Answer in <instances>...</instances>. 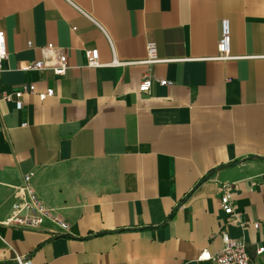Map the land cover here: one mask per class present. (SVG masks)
<instances>
[{
  "label": "crops",
  "instance_id": "obj_1",
  "mask_svg": "<svg viewBox=\"0 0 264 264\" xmlns=\"http://www.w3.org/2000/svg\"><path fill=\"white\" fill-rule=\"evenodd\" d=\"M0 32V264H216L221 232L264 264V0H0ZM47 44L62 77L25 69ZM28 174L64 235L4 226Z\"/></svg>",
  "mask_w": 264,
  "mask_h": 264
},
{
  "label": "built area",
  "instance_id": "obj_2",
  "mask_svg": "<svg viewBox=\"0 0 264 264\" xmlns=\"http://www.w3.org/2000/svg\"><path fill=\"white\" fill-rule=\"evenodd\" d=\"M220 37L217 45L218 59L227 60L230 59V42L231 41V26L227 19H223L220 22ZM28 48L32 46L27 43ZM43 51L47 54L53 55L49 61L37 60L32 62L25 69L32 71L49 70L54 76L62 77L67 69L66 57L58 52H55L52 44H47ZM147 52L149 55L147 63H157L159 60L154 58V44H147ZM7 57L5 47V37L3 32H0V69L4 59ZM262 57H264V43L262 44ZM87 64L90 67L100 66L98 64L97 52H86ZM152 78L149 75H145L142 81L139 83L137 92L141 95H147L152 85ZM161 86L168 85L165 80L160 81ZM34 93L35 88L33 85L24 86L22 91H18L11 94H3L1 97L4 100L14 99L15 109L19 110L22 106L21 97L23 93ZM54 94L52 89H47L45 92L38 93L39 101H43L48 97H52ZM31 174L23 177L21 185L13 187L12 199L14 201L13 209L10 216L3 222L4 226L16 227L23 230H39L45 223H50L52 229L50 230L51 236L64 235L67 232L68 226L61 221L56 215L53 214L50 208L46 207L37 197L35 191L31 185ZM221 207L225 214H231L233 211L231 205L230 192L226 191L220 198ZM254 228L258 227V224L253 225ZM221 249L216 253H211L208 250H203L198 256V261H212L216 264H256L251 258L248 251L246 241L242 239H232L227 233L221 232ZM264 248H256L255 255L263 253ZM16 264H31L29 258L16 257Z\"/></svg>",
  "mask_w": 264,
  "mask_h": 264
}]
</instances>
